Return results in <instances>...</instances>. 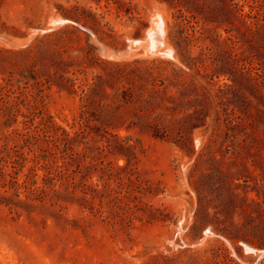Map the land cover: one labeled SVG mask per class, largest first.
Instances as JSON below:
<instances>
[{
  "label": "rangeland",
  "instance_id": "374dc122",
  "mask_svg": "<svg viewBox=\"0 0 264 264\" xmlns=\"http://www.w3.org/2000/svg\"><path fill=\"white\" fill-rule=\"evenodd\" d=\"M184 1L0 0V264H264V0ZM125 64L184 139L140 132L124 83L119 119L81 115Z\"/></svg>",
  "mask_w": 264,
  "mask_h": 264
},
{
  "label": "trees",
  "instance_id": "16d2710c",
  "mask_svg": "<svg viewBox=\"0 0 264 264\" xmlns=\"http://www.w3.org/2000/svg\"><path fill=\"white\" fill-rule=\"evenodd\" d=\"M178 4H182L186 7H189V3L184 0H178ZM102 72L94 75L90 80L91 82L88 87V92L81 97V115L91 113V108H94L93 114L96 115V112L101 111L107 112L110 121H114L115 119H119L120 114V106H116L112 101L111 103H107L102 99L99 100L101 95H105V89L108 87L110 89H114L116 86V90L119 89V84L124 83V87L121 89L123 93L126 94V98L128 101H125V104H137L138 109L134 113L131 114L132 118L138 120V125L136 127L140 132L151 133L153 137L157 138L163 134L167 137L176 138V139H184L183 130H185L184 124L180 121H175L173 119L174 113L176 109L174 107V99L171 96L165 97L164 92L159 91L157 86L162 85L163 80L161 79L160 74L154 76L150 69H142L138 67H133L130 65H121L108 67L104 66ZM220 68L215 67L212 73H215L217 76L220 73ZM144 82V84H143ZM157 82L159 85H157ZM150 85L151 89L147 90L145 88L146 85ZM136 94L139 98L138 100H134L133 96ZM147 95L149 97L148 100H141V98ZM161 96L168 105L164 108L160 107L159 103H155L154 101ZM105 99V98H103ZM160 112L159 116L154 115L155 113ZM105 114V113H103ZM203 111L198 110L193 114L187 116L189 119L200 120L203 116ZM153 115V117H152ZM100 115H96V121ZM168 119V120H167ZM194 121V120H193ZM135 124V123H134ZM191 126H195L191 124ZM113 128L112 124H96L92 126L93 133H97L99 130H105L104 133L109 129ZM60 133L61 138H57L55 142H53L54 149L59 150L62 148V152H67L68 150L72 151V144L75 142L76 137H69V135L65 132V130L55 128V132ZM110 134V133H109ZM111 135V134H110ZM117 138L116 135H112ZM61 152V153H62ZM73 158H71L72 160ZM75 161V159H73Z\"/></svg>",
  "mask_w": 264,
  "mask_h": 264
}]
</instances>
